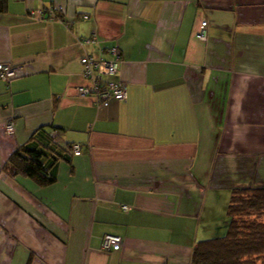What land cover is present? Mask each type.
I'll return each mask as SVG.
<instances>
[{
    "label": "crops",
    "instance_id": "0c3cea01",
    "mask_svg": "<svg viewBox=\"0 0 264 264\" xmlns=\"http://www.w3.org/2000/svg\"><path fill=\"white\" fill-rule=\"evenodd\" d=\"M111 44L127 97L96 106L79 60ZM0 63V264H189L264 187V0H7ZM31 137L52 185L3 170Z\"/></svg>",
    "mask_w": 264,
    "mask_h": 264
},
{
    "label": "trees",
    "instance_id": "16d2710c",
    "mask_svg": "<svg viewBox=\"0 0 264 264\" xmlns=\"http://www.w3.org/2000/svg\"><path fill=\"white\" fill-rule=\"evenodd\" d=\"M6 4L7 0H0V13ZM43 157L44 152L35 147L31 137L9 157L3 170L11 177L21 176L46 187L56 177L44 165ZM226 216L225 234L198 241L189 264H264V187L234 190Z\"/></svg>",
    "mask_w": 264,
    "mask_h": 264
},
{
    "label": "built area",
    "instance_id": "2783aa9c",
    "mask_svg": "<svg viewBox=\"0 0 264 264\" xmlns=\"http://www.w3.org/2000/svg\"><path fill=\"white\" fill-rule=\"evenodd\" d=\"M48 13H52L51 10ZM83 19H87L84 16ZM207 23L202 22L197 38L206 41ZM95 38H87L81 41L83 45H94ZM79 64L85 80L84 85L77 87L80 97H88L96 106H107L112 101H124L127 97L126 85L119 78L121 52L116 44L108 45L100 55H84ZM16 67L10 64L0 63V81L9 84L14 78ZM4 132H14L13 123L4 126ZM71 152L75 156L82 154V146L73 144ZM123 211H128L127 206H122ZM122 245V238L118 235L105 234L102 237V249L106 252L118 251Z\"/></svg>",
    "mask_w": 264,
    "mask_h": 264
},
{
    "label": "rangeland",
    "instance_id": "374dc122",
    "mask_svg": "<svg viewBox=\"0 0 264 264\" xmlns=\"http://www.w3.org/2000/svg\"><path fill=\"white\" fill-rule=\"evenodd\" d=\"M219 215H220V214H219ZM219 215H218V216H219Z\"/></svg>",
    "mask_w": 264,
    "mask_h": 264
}]
</instances>
